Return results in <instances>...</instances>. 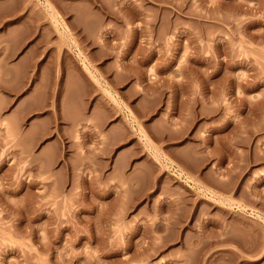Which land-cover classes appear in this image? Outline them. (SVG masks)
I'll list each match as a JSON object with an SVG mask.
<instances>
[{
    "label": "rangeland",
    "instance_id": "obj_1",
    "mask_svg": "<svg viewBox=\"0 0 264 264\" xmlns=\"http://www.w3.org/2000/svg\"><path fill=\"white\" fill-rule=\"evenodd\" d=\"M0 264H264V0H0Z\"/></svg>",
    "mask_w": 264,
    "mask_h": 264
},
{
    "label": "bare ground",
    "instance_id": "obj_2",
    "mask_svg": "<svg viewBox=\"0 0 264 264\" xmlns=\"http://www.w3.org/2000/svg\"><path fill=\"white\" fill-rule=\"evenodd\" d=\"M45 2H46V1H45ZM47 4H49V3H47ZM49 7L52 8L50 5H49ZM48 9H49V8H48ZM58 15H59V14H58ZM54 17H55V16H54ZM56 22H58V21L56 20ZM63 23H64V22H63ZM58 27H59V26H58ZM59 28H60V27H59ZM62 31H63V30H61V28H60V33H62ZM62 36H63V35H62Z\"/></svg>",
    "mask_w": 264,
    "mask_h": 264
}]
</instances>
